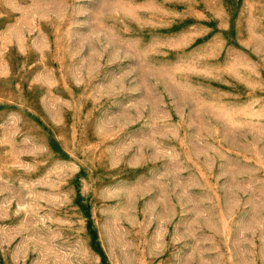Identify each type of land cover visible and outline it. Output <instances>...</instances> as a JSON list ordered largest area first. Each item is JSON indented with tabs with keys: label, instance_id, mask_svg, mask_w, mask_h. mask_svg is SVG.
<instances>
[{
	"label": "rangeland",
	"instance_id": "1",
	"mask_svg": "<svg viewBox=\"0 0 264 264\" xmlns=\"http://www.w3.org/2000/svg\"><path fill=\"white\" fill-rule=\"evenodd\" d=\"M0 264H264V0H0Z\"/></svg>",
	"mask_w": 264,
	"mask_h": 264
}]
</instances>
